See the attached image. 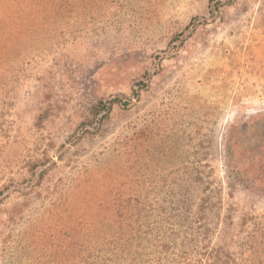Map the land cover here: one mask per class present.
Returning a JSON list of instances; mask_svg holds the SVG:
<instances>
[{
  "label": "rangeland",
  "instance_id": "374dc122",
  "mask_svg": "<svg viewBox=\"0 0 264 264\" xmlns=\"http://www.w3.org/2000/svg\"><path fill=\"white\" fill-rule=\"evenodd\" d=\"M250 233L264 0H0V264H234Z\"/></svg>",
  "mask_w": 264,
  "mask_h": 264
},
{
  "label": "trees",
  "instance_id": "16d2710c",
  "mask_svg": "<svg viewBox=\"0 0 264 264\" xmlns=\"http://www.w3.org/2000/svg\"><path fill=\"white\" fill-rule=\"evenodd\" d=\"M230 0H226V3H229ZM224 4V3H220ZM141 83V82H139ZM144 85H140L142 88ZM115 102H120V103H125L126 101H121L119 97H112L108 100H100L96 105H95V112L96 113H102L100 115V119L104 118L109 109L110 106L115 103ZM233 165H231V160L229 159L225 167L226 169L230 172L231 174V169ZM201 224V222H200ZM245 224V223H244ZM205 226V224L202 225V227ZM220 229L217 231H220L222 240L225 241V238L229 237L230 239L233 238L234 233H235V228H234V222L229 216H225L224 220H221V225ZM238 248H239V254L240 256L236 257L233 261L234 264H264V259L262 255H264V233H259V237L255 233H250L246 238H244L242 241L237 242ZM250 252V255H246V252ZM245 254V255H242Z\"/></svg>",
  "mask_w": 264,
  "mask_h": 264
}]
</instances>
